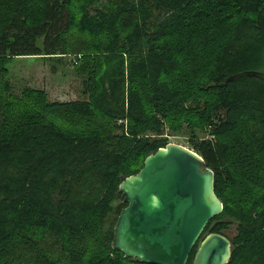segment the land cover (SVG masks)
<instances>
[{
	"label": "trees",
	"instance_id": "trees-1",
	"mask_svg": "<svg viewBox=\"0 0 264 264\" xmlns=\"http://www.w3.org/2000/svg\"><path fill=\"white\" fill-rule=\"evenodd\" d=\"M69 54L86 100L13 91L12 58ZM244 70H264V0H0V264H146L111 246L120 176L184 126L212 137L193 150L223 203L202 236L236 222L227 264H264V81H226Z\"/></svg>",
	"mask_w": 264,
	"mask_h": 264
},
{
	"label": "water",
	"instance_id": "water-1",
	"mask_svg": "<svg viewBox=\"0 0 264 264\" xmlns=\"http://www.w3.org/2000/svg\"><path fill=\"white\" fill-rule=\"evenodd\" d=\"M255 78L264 70H244L226 81ZM118 191L126 206L113 227L111 246L146 264H227L232 244L222 233L203 235L223 210L214 189V172L201 155L176 143L149 154L136 174L120 176Z\"/></svg>",
	"mask_w": 264,
	"mask_h": 264
},
{
	"label": "rangeland",
	"instance_id": "rangeland-1",
	"mask_svg": "<svg viewBox=\"0 0 264 264\" xmlns=\"http://www.w3.org/2000/svg\"><path fill=\"white\" fill-rule=\"evenodd\" d=\"M73 54L62 57L60 62L55 63L48 58L38 56H18L12 58L7 67L9 70L8 80L13 91L20 92L24 88L44 90L47 98L51 102H73L76 100H86L83 94V78L76 71L72 63ZM56 66V67H53ZM151 136H154L151 134ZM167 139V143H176L193 149V141L212 138L207 131L195 129L193 132L185 126L176 133L166 130L162 135ZM237 223L231 222L222 231V234L229 239L236 235Z\"/></svg>",
	"mask_w": 264,
	"mask_h": 264
},
{
	"label": "built area",
	"instance_id": "built-area-1",
	"mask_svg": "<svg viewBox=\"0 0 264 264\" xmlns=\"http://www.w3.org/2000/svg\"><path fill=\"white\" fill-rule=\"evenodd\" d=\"M72 63H73L74 65L76 64V58H75V55L73 56Z\"/></svg>",
	"mask_w": 264,
	"mask_h": 264
}]
</instances>
